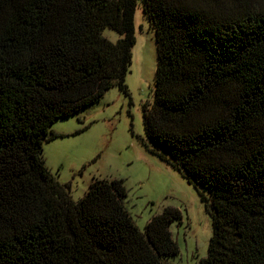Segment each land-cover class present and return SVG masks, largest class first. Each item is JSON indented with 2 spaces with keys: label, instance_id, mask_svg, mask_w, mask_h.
<instances>
[{
  "label": "trees",
  "instance_id": "16d2710c",
  "mask_svg": "<svg viewBox=\"0 0 264 264\" xmlns=\"http://www.w3.org/2000/svg\"><path fill=\"white\" fill-rule=\"evenodd\" d=\"M138 3L156 45L150 151L211 200L196 264H264V0H0V264H167L177 253V209L141 232L122 180H93L75 202L41 151L53 121L111 87L126 93Z\"/></svg>",
  "mask_w": 264,
  "mask_h": 264
},
{
  "label": "rangeland",
  "instance_id": "374dc122",
  "mask_svg": "<svg viewBox=\"0 0 264 264\" xmlns=\"http://www.w3.org/2000/svg\"><path fill=\"white\" fill-rule=\"evenodd\" d=\"M133 22L135 42L124 78L126 93L111 87L85 110L53 121L48 132L58 136L43 140L42 156L53 177L69 184L75 202L93 180H122L124 208L141 232L153 215L165 208L177 209L180 220L172 222L169 231L178 251L163 262L196 264L206 257L212 234L210 196L150 151L156 146L145 135L142 111L153 98L156 45L141 3ZM102 36L113 43L121 38L108 28Z\"/></svg>",
  "mask_w": 264,
  "mask_h": 264
}]
</instances>
